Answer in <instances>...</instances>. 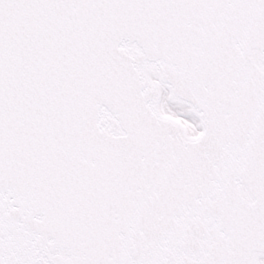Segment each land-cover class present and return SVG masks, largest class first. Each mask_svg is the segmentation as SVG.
Returning a JSON list of instances; mask_svg holds the SVG:
<instances>
[{"label":"snow or ice","instance_id":"obj_1","mask_svg":"<svg viewBox=\"0 0 264 264\" xmlns=\"http://www.w3.org/2000/svg\"><path fill=\"white\" fill-rule=\"evenodd\" d=\"M0 264H264V0H0Z\"/></svg>","mask_w":264,"mask_h":264}]
</instances>
